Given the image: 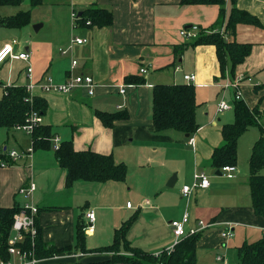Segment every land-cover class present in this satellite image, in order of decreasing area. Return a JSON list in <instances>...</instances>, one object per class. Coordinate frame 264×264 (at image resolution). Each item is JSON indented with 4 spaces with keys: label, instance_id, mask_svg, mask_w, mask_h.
Masks as SVG:
<instances>
[{
    "label": "crops",
    "instance_id": "1",
    "mask_svg": "<svg viewBox=\"0 0 264 264\" xmlns=\"http://www.w3.org/2000/svg\"><path fill=\"white\" fill-rule=\"evenodd\" d=\"M47 1L56 14L39 24L31 16L39 3L31 7L30 0H23L19 6H0V48L10 44L15 53L29 54L27 61L9 59L0 66V98L8 87L26 90L28 85L47 79L61 84L69 77L80 75L92 78L93 92L90 95L85 87H77L68 94L41 93L35 89L34 97L47 104L40 118L42 125L51 128L48 149L33 148L31 134L17 127H0V155L7 158L0 165V208L37 207V233L39 230L42 241L56 248L76 245L77 226L85 225L86 214L92 211L93 228H83L82 247L88 252L112 245L116 231L134 217L125 239L130 247L153 255L173 246L170 223L181 220L188 211L189 227H197L199 221L213 224L198 233L196 252L218 264L219 256L230 264L229 253L234 252L239 264L237 249L244 242L251 243L264 236V219L252 209L249 172L243 183L245 192L234 181L242 176L238 162L233 177L227 178L212 167L211 155L222 144L223 125L233 122L236 101H244L250 109L258 106L259 110L257 126L249 127L238 141L251 128L259 132L261 127L264 129V0L236 1V8L256 17L260 25H236L234 41L252 48L233 75L229 65L222 75L213 45L192 46L179 34L191 26H196L199 33H222L231 9L228 2L219 23L218 6H185L179 0ZM91 6L109 9L113 17L111 25L98 27L73 22V12L81 15ZM20 11H30L29 24L25 27L13 28L1 23ZM48 22V33L38 36ZM73 38L86 42L72 44ZM73 60L77 65L72 68ZM184 75H194L195 79L187 82ZM240 77L243 80L237 89L225 86ZM133 79L143 82L137 84ZM158 84L194 86L198 125L194 134L187 137L174 130L155 131L151 120L152 88ZM203 91H212L217 98L215 116L209 110V103L199 101V93ZM228 93L230 102L225 100ZM237 93L240 99H236ZM221 102L229 108L219 111ZM97 112H125L128 118L115 121L109 128L97 118ZM31 114L38 115L34 111ZM259 137L260 133L258 137L253 134L251 149ZM66 140L72 141L75 151L111 156L115 163L125 165L124 180H77L66 187L67 171L55 159V145ZM10 152H16L18 157L11 158ZM200 171L207 176L209 187L194 189L187 200L181 189L191 185L194 174ZM173 175L175 182L170 187L168 181ZM30 185L34 190L29 196L21 193ZM227 224L233 226L232 240L221 236ZM239 227L258 234H241ZM248 235L254 239L248 241ZM104 254L71 250L59 254L64 259L40 264L89 262ZM12 261L17 263L15 259Z\"/></svg>",
    "mask_w": 264,
    "mask_h": 264
},
{
    "label": "trees",
    "instance_id": "2",
    "mask_svg": "<svg viewBox=\"0 0 264 264\" xmlns=\"http://www.w3.org/2000/svg\"><path fill=\"white\" fill-rule=\"evenodd\" d=\"M41 0H30L34 7ZM237 0H179L181 5H216L219 8V23L223 20V12L227 2L230 4V14L222 33H198L197 37L188 44L213 45L216 50L220 70L223 75L225 67L230 66V73H235L236 67L243 63L250 54L252 46L237 44L234 41L235 27L239 23L259 26V20L236 8ZM23 0H0V6H19ZM30 11H20L14 16L2 19L1 23L7 27L23 28L29 24ZM110 26L113 22L112 12L107 8L91 6L77 17L78 24ZM134 83L143 80L133 79ZM195 89L191 84H158L152 88V123L155 131L174 130L183 134H194L198 125L195 120L196 111ZM47 110L46 102L39 98H29V94L22 87H8L6 94L0 98V127L13 129L27 123L32 111L43 116ZM233 122L223 125L221 129L222 144L214 148L211 155V165L216 170L224 166H236L237 141L251 126H257L259 117L258 106L249 108L242 100L233 105ZM101 123L111 128L115 121L128 118L127 113L97 112ZM260 128V127H259ZM33 148H50L52 138L50 126L39 124L31 133ZM6 156L0 155V165L5 162ZM55 159L58 165L66 169V187L73 182L83 180L88 182L123 181L126 176V167L114 162L111 156L100 155L91 151H75L71 140L63 141L55 150ZM5 164V163H4ZM248 188L252 209L256 216L264 219V129L260 128V137L254 143L249 160ZM21 209L19 207L0 208V260L9 261L8 238L13 222V216ZM134 217L129 218L116 231L113 244L95 250L86 251L83 246L84 224L77 226V241L74 247L56 248L47 245L40 238L38 230L35 240L34 253L37 259H49L71 250L83 253H105L108 259L99 261L78 262L59 261L53 264H196V244L200 234L184 237L171 252H161L153 255L129 246L125 235L131 226ZM38 229V228H37ZM22 245L30 250L28 239ZM239 264H264V236L254 242H244L238 249Z\"/></svg>",
    "mask_w": 264,
    "mask_h": 264
},
{
    "label": "built area",
    "instance_id": "3",
    "mask_svg": "<svg viewBox=\"0 0 264 264\" xmlns=\"http://www.w3.org/2000/svg\"><path fill=\"white\" fill-rule=\"evenodd\" d=\"M73 22L77 24V17L78 14L73 12L71 14ZM89 25V22L86 23ZM199 30L196 26H191L188 29H182L180 31V36L185 39L186 41L193 40L197 37ZM86 42L85 39L81 38H73L71 40L72 44L81 45ZM64 53V52H63ZM9 59H20L27 61L29 59L28 52H19L15 53L13 46L10 44H6L0 48V66ZM77 65L75 60L72 61V68ZM30 72V69H28ZM142 73L145 70H141ZM185 81H193L195 79L194 75H184ZM243 78H238L232 84L228 83L225 85L226 87H234L238 88L239 82L242 81ZM47 82H39L37 84H30L26 87V92L29 94V98L32 99L35 96V89H38L41 93L46 92H54L59 94H68L72 90L77 87H85L88 89V93L92 94V86L93 80L90 76H74L69 77L64 83L61 84H53L50 82V79L46 80ZM124 92V88H120V93ZM236 99H240V94L237 93ZM228 105L224 102H221L219 105V111L228 109ZM42 120L40 116L36 114H31L27 123L17 127L19 130H23L27 134H31L34 128L41 124ZM57 142V141H56ZM58 148V144L55 145V149ZM31 152V149L28 150ZM11 158H17L18 154L16 152H10ZM236 169L234 166H224L220 169L222 175L226 176L227 178H232L233 173H235ZM209 187V180L204 173L194 174L193 176V183L191 185H185L181 189V194L185 199H189L192 195L194 189L201 188L207 189ZM34 190V186L30 185L27 190H21V193L29 196ZM38 214V208L32 205L25 206L21 209L18 213L13 216V222L10 230V235L8 238V254L10 255L9 261H2L0 260V264H40L41 262L48 260V261H58L64 259L63 255H54L49 259H37L34 253V246L35 240L37 237V225H36V217ZM87 223L84 225L85 229H92L93 228V221H94V213L92 211L86 214ZM190 216L188 211H185L181 220L179 221H172L170 223V228L172 231V235L174 238V243L171 248H169L166 252H171L175 245H177L184 237L192 236L198 234L210 227L213 226L212 223H206L204 221H199L197 223V227L191 228L189 227ZM233 226L231 224H227V228L223 230L221 233L222 238L228 239L233 236L232 230ZM28 239L30 250L24 249L23 244L26 242L25 240ZM79 257V256H78ZM15 259L17 263H14L12 260ZM217 261L220 264H228L227 260L224 257H217Z\"/></svg>",
    "mask_w": 264,
    "mask_h": 264
},
{
    "label": "rangeland",
    "instance_id": "4",
    "mask_svg": "<svg viewBox=\"0 0 264 264\" xmlns=\"http://www.w3.org/2000/svg\"><path fill=\"white\" fill-rule=\"evenodd\" d=\"M27 2H28V0H27ZM28 3H26L25 2V5H27ZM23 9H28L27 8V6L26 7H24L23 6ZM50 13H52V15H50ZM56 14V11H54V10H52L51 9V4H49V2L47 1V0H43L42 1V3L40 4L39 3V5L38 6H35V8L32 10V12H31V16H32V19L37 23V24H39V23H41V22H45L50 16H51V18L54 16ZM50 18V19H51ZM54 18V17H53ZM49 28H50V22H48L46 25H45V28L38 34V36H44L45 34H47L48 33V30H49ZM0 92H1V95H2V90H1V88H0ZM211 92L212 91H203V92H200L199 93V101H200V99L201 100H205L207 103H209L210 105H209V110L211 111V113H212V116H215V114H216V110H217V103L216 102H218L217 101V98H216V96L215 95H213V94H211ZM229 99H231V97H230V94L228 93L227 95H226V98H225V100L227 101V102H230V100ZM203 104H205V103H202V105ZM199 112H201V111H199ZM198 112V113H199ZM226 113V112H225ZM224 113V114H225ZM259 130L257 129V128H251V129H249V132L248 133H246V135H244L241 139H240V141H238V151H237V162H238V164L240 165V170H241V172H242V176L240 177V178H238L237 180L235 179L234 181H237V183H238V188H240V189H242V187H244L245 188V192H247V189H246V187L243 185V183H244V179L246 180V177H247V175H248V172H249V169H248V155H249V152H250V147H251V144H252V137H253V134H255V136H257L258 137V135H259ZM243 135V134H242ZM241 135V136H242ZM240 136V137H241ZM190 151H191V149H190ZM208 172V171H207ZM198 173H201V171L200 172H198ZM223 180V179H222ZM221 180V181H222ZM239 184L241 185V186H239ZM173 189H175V188H173ZM238 229H240V231H241V234H254V233H256V234H258V232L257 231H255V230H252V229H249V228H247V227H239ZM244 232H243V231ZM240 234V233H239ZM236 238V237H235ZM235 238H234V240H235ZM233 239V237L232 238H230V240H232ZM254 238H249V235L247 236V240L249 241V240H253ZM233 240V241H234ZM237 241H238V239H237ZM236 241V242H237ZM159 255V254H158ZM108 256L109 255H106V254H104L103 255V257H101L100 256V258L99 259H97L96 261H99L100 259H102V260H104V259H108ZM235 258H236V260H237V257H236V254L234 253V252H231V253H229V260H230V264H235L236 263V261H235ZM196 264H218L217 262H211L210 261V259L209 258H205V257H202V253L200 254V252L199 251H197L196 252ZM237 264V263H236Z\"/></svg>",
    "mask_w": 264,
    "mask_h": 264
},
{
    "label": "water",
    "instance_id": "5",
    "mask_svg": "<svg viewBox=\"0 0 264 264\" xmlns=\"http://www.w3.org/2000/svg\"><path fill=\"white\" fill-rule=\"evenodd\" d=\"M36 28H37V27L35 26V29H36ZM186 136L188 137V134H186ZM220 175H222V174L220 173ZM174 182H175V175H173V176L170 178V180L168 181V186L173 187Z\"/></svg>",
    "mask_w": 264,
    "mask_h": 264
}]
</instances>
